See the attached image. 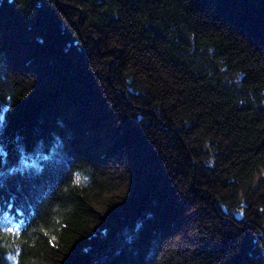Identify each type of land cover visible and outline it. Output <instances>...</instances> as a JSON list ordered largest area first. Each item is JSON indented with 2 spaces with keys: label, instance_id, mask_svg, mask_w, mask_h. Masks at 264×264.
<instances>
[{
  "label": "trees",
  "instance_id": "16d2710c",
  "mask_svg": "<svg viewBox=\"0 0 264 264\" xmlns=\"http://www.w3.org/2000/svg\"><path fill=\"white\" fill-rule=\"evenodd\" d=\"M0 116V264H264V0H0Z\"/></svg>",
  "mask_w": 264,
  "mask_h": 264
},
{
  "label": "rangeland",
  "instance_id": "374dc122",
  "mask_svg": "<svg viewBox=\"0 0 264 264\" xmlns=\"http://www.w3.org/2000/svg\"><path fill=\"white\" fill-rule=\"evenodd\" d=\"M124 151H116L107 161V166H108V170L111 169H117L119 172H124L125 171V166L127 165V161H129V159H124ZM105 171V170H104ZM106 172V171H105ZM129 180V179H128ZM8 206H10V204L8 203ZM17 212L20 213L22 211V208H17ZM188 212V210H187ZM168 215H172V211L168 213ZM191 224V223H190ZM186 230H190V226L189 228H185ZM176 236H174L176 239L178 238L179 240L186 238L187 235H185V232L183 231V229L180 228L176 231ZM181 238V239H180Z\"/></svg>",
  "mask_w": 264,
  "mask_h": 264
},
{
  "label": "snow or ice",
  "instance_id": "6c2138e0",
  "mask_svg": "<svg viewBox=\"0 0 264 264\" xmlns=\"http://www.w3.org/2000/svg\"><path fill=\"white\" fill-rule=\"evenodd\" d=\"M3 117L0 116V126H2ZM6 156V153L4 152L3 146L0 145V163L4 162V157ZM15 172V169H9V174H12ZM3 173H0V177H2ZM0 185H2V179H0Z\"/></svg>",
  "mask_w": 264,
  "mask_h": 264
}]
</instances>
